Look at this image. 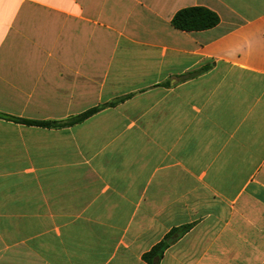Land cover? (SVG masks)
Here are the masks:
<instances>
[{"label": "crops", "instance_id": "obj_1", "mask_svg": "<svg viewBox=\"0 0 264 264\" xmlns=\"http://www.w3.org/2000/svg\"><path fill=\"white\" fill-rule=\"evenodd\" d=\"M120 98L0 118V264H264V0H0V113Z\"/></svg>", "mask_w": 264, "mask_h": 264}, {"label": "trees", "instance_id": "obj_2", "mask_svg": "<svg viewBox=\"0 0 264 264\" xmlns=\"http://www.w3.org/2000/svg\"><path fill=\"white\" fill-rule=\"evenodd\" d=\"M220 22L219 16L207 9L205 7H187L179 10L172 18L171 25L180 31L192 32V31H203L208 30ZM125 98H120L115 102L109 103L107 105L99 106L91 108L77 116L71 117L64 121H37V120H29L23 118H17L11 115H7L4 113H0V118L5 120H10L22 124H26L29 126H38L45 128H64L71 127L82 123L86 119L95 115L99 111H101L105 107H113L117 105L119 102H122ZM190 225L183 227L182 229H172L170 233L163 239L161 242L157 243L155 246L151 248L150 251L145 253L142 258L147 264H158L160 260L163 258L165 251L169 248L168 239L174 236H181L185 234L189 229Z\"/></svg>", "mask_w": 264, "mask_h": 264}, {"label": "water", "instance_id": "obj_3", "mask_svg": "<svg viewBox=\"0 0 264 264\" xmlns=\"http://www.w3.org/2000/svg\"><path fill=\"white\" fill-rule=\"evenodd\" d=\"M173 241V239H168V243H171Z\"/></svg>", "mask_w": 264, "mask_h": 264}]
</instances>
